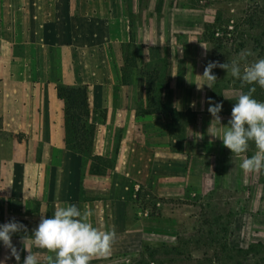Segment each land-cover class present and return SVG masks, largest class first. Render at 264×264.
Here are the masks:
<instances>
[{"label":"crops","instance_id":"crops-1","mask_svg":"<svg viewBox=\"0 0 264 264\" xmlns=\"http://www.w3.org/2000/svg\"><path fill=\"white\" fill-rule=\"evenodd\" d=\"M210 9L191 0H0V224L26 226L12 236L21 264L28 246L45 264L47 253L28 236L66 203L91 210L98 229L115 230L111 255L92 264H120L137 249L138 184L157 197H235L243 211L250 186L258 203L257 173H244L243 156L231 158L209 134L210 101L230 106L219 113L227 124L239 96L217 81L198 88L216 62L204 39ZM59 85L87 89L90 155L65 145ZM152 96L195 116L181 139L169 112L152 111ZM167 222H175L171 231L179 224ZM0 261L16 264L2 244Z\"/></svg>","mask_w":264,"mask_h":264},{"label":"rangeland","instance_id":"rangeland-1","mask_svg":"<svg viewBox=\"0 0 264 264\" xmlns=\"http://www.w3.org/2000/svg\"><path fill=\"white\" fill-rule=\"evenodd\" d=\"M191 1L211 6L209 12L211 17L214 15L211 23L219 18L208 29L207 39L204 38L210 42L216 62L238 59L249 50L254 55L247 57L248 63L264 58V0ZM217 79L218 86L234 88L239 95L248 91V85L242 87L239 80L219 67ZM253 97L264 101V89L257 86ZM171 117L170 132L175 139H181L183 130L195 116L185 113ZM256 151L250 143L246 154L250 157ZM257 176L258 203L252 204L247 186L244 211L235 197H157L138 184L132 196L137 249L125 255L120 264H264V173ZM167 218L179 221L175 230L171 231L175 222L168 223ZM166 226L168 235L162 233Z\"/></svg>","mask_w":264,"mask_h":264},{"label":"clouds","instance_id":"clouds-1","mask_svg":"<svg viewBox=\"0 0 264 264\" xmlns=\"http://www.w3.org/2000/svg\"><path fill=\"white\" fill-rule=\"evenodd\" d=\"M253 52H242L238 59L226 63L209 62L204 68L203 78L198 88L207 86L212 89L217 81L214 68L224 69L228 76L239 80L241 86L248 85L247 92H241L233 104L227 124L221 123L219 113L221 103H212L208 112L216 127L209 134L218 138L230 150L232 157H242L239 168L246 174L264 173V101L253 97L257 86L264 89V58L248 63L247 57ZM178 106V107H177ZM180 110L179 102L174 104ZM250 143L257 151L248 157ZM91 210H82L76 204L66 203L56 207L50 216H43L39 224L28 236L34 245L47 253L45 264H92L95 259L107 258L111 255L116 239L114 229L100 230L91 222ZM26 226L14 218L0 224V244L9 250L10 256L21 264L19 251L12 244V236ZM27 255L22 264H41L40 253L33 252L32 247H24ZM0 264H4L0 261Z\"/></svg>","mask_w":264,"mask_h":264},{"label":"trees","instance_id":"trees-1","mask_svg":"<svg viewBox=\"0 0 264 264\" xmlns=\"http://www.w3.org/2000/svg\"><path fill=\"white\" fill-rule=\"evenodd\" d=\"M218 20L219 18H216L214 23L205 25V39L208 37L206 35L208 29L214 26ZM57 96L64 103V142L66 147L82 155H90L95 135V124L90 120L91 111L86 87L59 85L57 87ZM152 103L153 112H169L173 119L185 115L183 112L176 111L174 108L162 104L157 96H152ZM92 159L98 161L101 157L95 155L92 156Z\"/></svg>","mask_w":264,"mask_h":264},{"label":"built area","instance_id":"built-area-1","mask_svg":"<svg viewBox=\"0 0 264 264\" xmlns=\"http://www.w3.org/2000/svg\"><path fill=\"white\" fill-rule=\"evenodd\" d=\"M146 212H147V209H146Z\"/></svg>","mask_w":264,"mask_h":264}]
</instances>
